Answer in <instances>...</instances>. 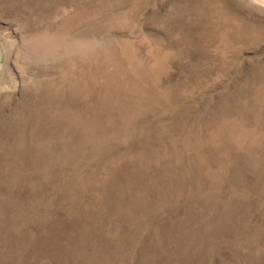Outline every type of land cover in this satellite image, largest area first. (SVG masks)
Segmentation results:
<instances>
[{"label": "rangeland", "instance_id": "obj_1", "mask_svg": "<svg viewBox=\"0 0 264 264\" xmlns=\"http://www.w3.org/2000/svg\"><path fill=\"white\" fill-rule=\"evenodd\" d=\"M0 264H264V0H0Z\"/></svg>", "mask_w": 264, "mask_h": 264}, {"label": "water", "instance_id": "obj_2", "mask_svg": "<svg viewBox=\"0 0 264 264\" xmlns=\"http://www.w3.org/2000/svg\"><path fill=\"white\" fill-rule=\"evenodd\" d=\"M2 57H3V55H2V50H1V47H0V62L2 60Z\"/></svg>", "mask_w": 264, "mask_h": 264}]
</instances>
